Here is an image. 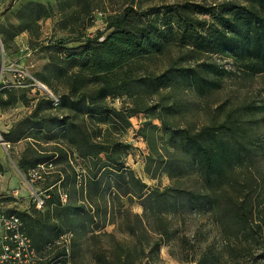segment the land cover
<instances>
[{
    "label": "rangeland",
    "instance_id": "374dc122",
    "mask_svg": "<svg viewBox=\"0 0 264 264\" xmlns=\"http://www.w3.org/2000/svg\"><path fill=\"white\" fill-rule=\"evenodd\" d=\"M1 1L0 41L4 55L16 66L34 71V78L43 86L27 84L21 89L0 90V135L13 137L8 133L16 129L25 137L10 143L1 136L3 143L9 145V169L17 179L18 188H24V196H7L0 201V212L16 215L22 220L35 248L55 243L66 245L69 257L63 258L60 248L56 251L63 264H198L202 255L206 258L202 264H264V223L259 222L258 215L254 216L252 227L260 223L261 228H251L255 243L250 247L240 240L241 237L236 243L235 237L220 233V225L210 219L205 207L197 211L199 214L191 211L187 194L199 191L204 200L205 190L193 174L187 155L173 146L180 130L192 134L203 129H214L233 146L243 143L244 148H239V152L243 155L244 167L236 169L230 177L235 184L233 192L239 194L243 187V193L249 192L251 201L259 205L260 217L264 216V73H245L230 59L199 51L193 44L198 35H210L219 22L212 16L196 12L192 5H223L225 9L227 6H249L251 0ZM29 3L43 5L47 16L39 19L31 31L8 38L20 23L19 11ZM126 7H132L145 21H156L161 25L167 35L166 48L161 54L140 58L116 72L117 78L123 81L117 88L118 94L107 98L105 103L128 116V124L122 120L97 123L99 116L82 120L73 111L74 107L70 106V110L62 107L64 101L74 98L68 91L69 81L59 76L76 69L60 59L63 54L54 52L63 43L65 49H74L106 36V17ZM187 20L205 22L206 27L196 26L191 31L185 25ZM85 24L88 26L82 32L81 42H72ZM49 56L55 58V63L45 70ZM201 64L215 65L227 74L222 77L206 75L199 67ZM192 70L214 81L215 86H201L190 78ZM38 73L49 76L50 82H41ZM88 85V91L95 89ZM9 95L16 99L11 106L3 104ZM52 96L60 100L59 106L49 103ZM232 127L236 128L234 138L226 130ZM74 136L78 141L86 136L91 143L104 141L106 146L114 142L121 145L114 153L110 149L112 155L108 159L101 154V162L93 160L97 163L96 168L107 165L98 174L99 177L103 173L100 180L104 190L100 197L94 196V187L88 183L89 174L96 171L90 159L94 150L90 147H83L80 152L69 150L66 141ZM54 147L67 150L66 161L62 159L58 165L41 164L27 173L20 170L21 158H26L30 165L34 158L43 159L51 154ZM80 155H87V160L83 161ZM86 162H89L90 170L83 166ZM116 167L126 175L118 180L121 190L113 196L115 190L107 186L117 180ZM129 171L133 179L128 177ZM73 173L77 200L70 201L68 210H63V205L68 202L63 193L62 206L55 201L47 203L44 188L58 178L65 181ZM169 173L175 177L171 179ZM134 181H140L145 188ZM81 188L90 192L91 201H80ZM141 189L144 193L149 189H169L158 201L180 203L179 217L164 214L171 221L173 235L169 241L164 240L158 254L154 250L151 252L156 239L151 232L152 223L145 221L143 228L136 217L143 216L138 198ZM125 190L130 193L123 194ZM35 197L43 201L41 208L37 207ZM219 203L224 205L221 198ZM79 205L83 206L80 223L86 227L82 231L76 230L72 218ZM158 205L162 211H167L162 202ZM217 217L233 233L241 227L233 214L226 217L218 214ZM93 222L103 225L104 229L91 240L88 231ZM115 242L127 251V255Z\"/></svg>",
    "mask_w": 264,
    "mask_h": 264
},
{
    "label": "trees",
    "instance_id": "16d2710c",
    "mask_svg": "<svg viewBox=\"0 0 264 264\" xmlns=\"http://www.w3.org/2000/svg\"><path fill=\"white\" fill-rule=\"evenodd\" d=\"M191 8L198 13L212 16L219 22L218 27L213 29L210 35H198L196 39H193L194 47L197 50L224 56L245 73H264V0H251L249 6H227L225 9L223 5L202 6L198 4L192 5ZM46 16L47 10L43 5L37 3L25 5L18 13L20 23L15 27V33L7 37L10 38L21 32L31 31L35 23ZM185 25H188L191 31H194L196 26L200 29L206 27L205 22L197 20H187ZM87 26L86 24L83 25L82 31L78 33L72 42H81L82 32ZM106 30V36H101L103 37L102 41H99L100 37H97L74 49H65L63 43L58 47L59 49L55 50V54H63L60 57L61 60L68 61L72 68L76 69L75 72L71 70L70 73H67L66 71L62 73V76H59L69 81L68 91L74 98L72 101H64L62 107L68 110L74 107L73 111L76 112L77 116H81L82 120H85L84 118L91 119L92 117L99 116V119L96 120L97 123L106 124L122 120L128 124V116H125L120 110H116L112 106H107V103H105L107 98L118 94L117 88L123 81L117 78L115 74L131 62L164 52L167 44V35L159 23L156 21H145L142 15L137 13L132 7H126L114 15H108L106 17ZM54 63L55 58L49 56L48 63L44 67L45 70L49 69ZM199 67L202 68L201 70L206 75L212 74L222 77L227 74L226 70L219 69L212 64H201ZM190 72V78H193L201 86H215L214 81L201 77L193 70ZM37 77L41 82L47 84L50 82V77H46L42 73H38ZM88 84L95 86V89L91 92L88 91ZM15 103L16 99L9 95L8 100L3 104L11 106ZM49 103L52 104V101L50 100ZM59 105L60 100L57 106ZM235 129L234 127L226 129L229 130L230 137L232 138H234ZM8 134L13 135V137L1 135L4 137L5 142L15 143L25 138L16 129H12ZM178 134V140H176L173 146H177L178 151L187 155L190 161L189 166L193 169V174L198 177L200 184L205 190V201L202 199L199 191L189 192L187 194L188 207L194 213H198L197 211L200 208L205 207L211 216L210 219L212 218L214 222L220 225V233L224 236L235 237L236 243L237 239L241 237L240 240L248 243V246L251 247L252 243H255V241H252L254 234L251 233L254 229L252 230L251 228H257L258 230L261 228L260 223H255V227H252V223L255 222L254 216L258 215L259 222L263 223L264 216L260 217L259 205L251 201L249 192L243 193L245 190L243 187L239 194L233 192L235 184L232 178H230L236 169L244 167L243 155L239 152V148H244L243 143L238 142L236 146H233L229 140H225L214 129H203L192 134H189L186 130H180ZM66 143L69 150L74 149L77 152H80L83 147L93 149L94 152L90 156L92 162L93 160L101 162V154L108 159L112 155V153H109L110 149L113 152L118 151L121 147L116 142L109 143L108 146L105 145L104 141L91 143L86 136H83L80 141L75 140V136L71 139L68 138ZM67 154V150L64 147H54L51 154L43 159L34 158L29 165L26 158L23 157L20 159L18 165L23 173H27L29 169L41 164L48 163L55 165L57 162L62 161V159L66 161ZM80 156L83 161L87 160V155ZM54 157H57L56 161L53 160ZM96 162L92 163V168L96 171L89 174L88 183L91 182V185L94 187V196L100 197L104 190L102 189L103 185L100 180V176L103 173L99 177L98 174L107 165L96 168ZM83 166L85 169L90 170L91 166L89 162H86ZM114 166H117V163H114ZM116 168L115 174L117 180L114 181L113 185H109L108 183L107 186L108 189L113 188L115 190L112 192L113 196L121 190L118 180L124 179L126 175V173L120 171L119 167ZM169 176H171V179L175 177L170 173ZM128 177L133 179L131 171H129ZM75 180L76 176L74 173L71 177H67L65 181L64 179L61 181L59 178L54 180L53 183L44 188V193L47 197L45 201L49 202V204L50 201H55L57 205L62 206L61 194L63 193L68 201L63 205V210H68L71 206L70 201L72 199L73 201L77 200L76 195L78 192ZM58 182L60 185L57 186ZM134 182L141 186L142 189L145 188V185L140 181ZM142 189L138 191V198L141 200L140 206L143 216L136 215V217H138L143 228L146 226L145 221L152 223L151 232L156 236V239L153 241L151 252L154 250L158 254L161 245H164V240L167 239L169 241L173 235L170 229L171 221L166 219L164 214H172L179 217L178 205L180 203H177V201H172V203H169V201H158L159 197L164 196L169 189L163 191L149 189L146 193ZM79 193L81 195L80 201H91L90 192L86 189L82 190L81 188ZM129 193L126 190L123 192V194ZM220 198L224 202L223 206L219 203ZM249 199L250 201H248ZM161 202L166 208V212L162 211L159 207L158 204ZM81 208H83L82 205L76 206V213L72 215L77 231H82L86 228L85 225L80 223L79 214L81 213ZM218 214H221L222 217L233 214V218H236L241 227L233 233L222 225L221 220L217 217ZM126 217V214H124L125 221ZM103 229V225L93 222V226L88 231L91 234V240H94L96 236L102 233ZM228 243L231 246V243ZM115 244L119 249L124 250L119 243L115 242ZM208 250L210 249L208 248ZM207 251L204 254H207ZM100 252L104 254L102 251ZM124 254L127 255V251L124 250ZM205 261L206 258L202 255L197 263L202 264Z\"/></svg>",
    "mask_w": 264,
    "mask_h": 264
},
{
    "label": "built area",
    "instance_id": "2783aa9c",
    "mask_svg": "<svg viewBox=\"0 0 264 264\" xmlns=\"http://www.w3.org/2000/svg\"><path fill=\"white\" fill-rule=\"evenodd\" d=\"M2 11L3 2L0 0V13ZM98 40L102 41L103 37ZM33 72L9 61L4 55L0 41V90L9 87L21 89L27 84L40 85L34 78ZM40 86L43 88L42 85ZM50 99L54 107L59 104L57 97L52 96ZM35 201L37 207L41 208L43 201L39 197H35ZM59 248L62 250L63 258L69 257L68 247L60 243L43 247L40 250L36 249L24 230L22 220L16 215L0 212V264H63L61 257L56 254Z\"/></svg>",
    "mask_w": 264,
    "mask_h": 264
},
{
    "label": "crops",
    "instance_id": "0c3cea01",
    "mask_svg": "<svg viewBox=\"0 0 264 264\" xmlns=\"http://www.w3.org/2000/svg\"><path fill=\"white\" fill-rule=\"evenodd\" d=\"M9 147L3 143L0 135V201L7 196H20L22 198L24 191L17 186V179L9 169Z\"/></svg>",
    "mask_w": 264,
    "mask_h": 264
}]
</instances>
